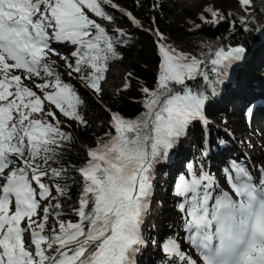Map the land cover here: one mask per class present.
Listing matches in <instances>:
<instances>
[{"label":"snow or ice","instance_id":"6c2138e0","mask_svg":"<svg viewBox=\"0 0 264 264\" xmlns=\"http://www.w3.org/2000/svg\"><path fill=\"white\" fill-rule=\"evenodd\" d=\"M239 3L250 15L252 0ZM112 10L143 27L115 0H0V264H139L158 166L246 58L243 46L198 58L150 30L160 62L155 86L141 89L143 111L132 119L106 109V138L82 166L67 164L71 124L61 117L88 125L80 88L100 98L130 39ZM206 11L211 23L224 19ZM201 149L175 182L184 235L159 245L166 264H264V165L233 159L218 178L205 164L210 147Z\"/></svg>","mask_w":264,"mask_h":264},{"label":"trees","instance_id":"16d2710c","mask_svg":"<svg viewBox=\"0 0 264 264\" xmlns=\"http://www.w3.org/2000/svg\"><path fill=\"white\" fill-rule=\"evenodd\" d=\"M165 1L169 0L121 1L122 8L131 11L142 24V28L135 27L120 12L112 10L117 19L114 27H120L128 32L130 39L127 45H122L119 48L122 59L114 60L110 65L116 63L123 66L126 71L125 81L130 84V87L121 93L119 97L113 99L104 97L102 103L105 109L95 99L91 98L88 90L80 88L81 93L86 99L84 114L87 112L94 114L101 113V116L110 118V114L106 112V109H111L112 112H120L126 118L134 119L143 111L142 104L145 96L141 89L143 87L153 88L155 86L160 62L156 43L157 38L154 32L150 30L158 28L167 38L166 42L168 44H171L178 50L196 55L198 58L204 57L219 47H235L237 45L243 46L247 50L248 56H250L260 40V32L264 31V0H252V7L247 9V13L250 15H246L239 0H201L195 7L196 11L190 9L182 10L177 19L170 24L162 21V17L169 12L164 5ZM170 5H173V1L170 2ZM207 9L217 11L224 19H220L217 23H211L214 18L209 11H206ZM201 17H204V20ZM153 21L155 22L153 23ZM243 21H247V23H243ZM59 70L65 73V79H69L65 68L59 67ZM248 72H251L255 76L264 74L263 69L254 68L251 64H248ZM128 73L132 75L129 77ZM238 78V74L230 71L229 81H237ZM72 82L77 84L79 88L77 81L73 80ZM220 89L222 93L219 92ZM220 89L206 107L208 116L215 122H221L225 117L229 116V114H223L219 109V104L224 101V97L231 91L232 84L228 83L227 87ZM61 119H64L65 124H71V127L65 129L72 135V140L66 146L65 162L75 166H82L87 159V154H82L77 148V144L96 147L97 142L101 138H106L105 133L110 131V126L106 125L102 129L103 133L100 134L93 133L91 125L85 127L75 122L67 121L65 118L61 117ZM207 135H209V142ZM222 137L225 138L224 135L222 136V132L217 131L212 126H208L205 132L199 124H194L189 129L187 136V141H189L191 148L190 155L181 157L180 163L182 167L184 168L187 162L200 157L202 151L201 144L205 146L206 142H208L213 152L218 148V144H220L219 138ZM182 147L183 142H180L166 163L169 162L173 165V160L176 159L177 154L182 153ZM211 158H207L205 164L207 170L215 174L216 168L212 166ZM184 171L185 168L183 169ZM220 174L221 172L217 171V175ZM159 177L164 182L162 198L159 199L162 205L160 238L165 240L168 236L176 234L183 236V232L180 229L181 213L177 209L179 201L173 194L174 186L169 171L163 170L160 172L157 170L155 181L159 180ZM77 191L78 189L73 187V196H75ZM160 256V258L153 259L152 264L166 262L162 252Z\"/></svg>","mask_w":264,"mask_h":264},{"label":"rangeland","instance_id":"374dc122","mask_svg":"<svg viewBox=\"0 0 264 264\" xmlns=\"http://www.w3.org/2000/svg\"><path fill=\"white\" fill-rule=\"evenodd\" d=\"M121 1L122 0H115V2L118 5H120V7H123ZM171 1H173V5H170ZM200 1L201 0H195V1L187 3V4H181L180 0L165 1L164 5L169 10V12L162 17V21L166 24H170V23H173V21L177 19V17L179 16V14L181 13L182 10L190 9V10L196 11L195 7L198 3H200ZM198 15H199V13H198ZM61 46H63V45H55V47H57V49L59 51L67 54L68 49L65 47L61 48ZM51 59L57 61V64L60 67H63V61H61L58 56H52ZM252 61H253V67L254 68H260V69L264 70V40L261 42L259 41L257 43L256 47L253 49ZM117 65L126 74V71L123 68V66H121L120 64H117ZM263 80H264V77H262L260 75H258V76L252 75L251 72H248V67H245L241 72V75H240L238 82L232 86L231 91L226 95V97H224V101H222L219 104L220 110L223 112V114H229V116L225 117L224 120L221 121V123L219 124L220 126H217V130L222 132V133L226 134L225 127L228 126L231 129L230 130L231 132H232V129L235 130V135H237L239 137V139L241 137H245L247 139V143H246L247 149L249 147L254 148L253 152L255 153V157L258 160H261L259 163L260 165L261 164L264 165V140H261V136H260L261 134L259 133V130L257 128V124H252L251 128L255 131L258 139L261 140V143L259 144L258 148L256 147V145H254V143L252 141V135L251 134L242 133V129L244 127L249 128V126H247L244 122H242L241 116L246 112L245 111L246 105L248 106L247 103L253 101L255 99V96H258V93L255 94V92L251 91V89H246V87L248 88L249 84L253 83L252 88L254 89L256 86L257 87L260 86L262 84ZM123 81H124V83H123ZM123 81H120L122 84L121 88L119 86H116V83H115V85L112 86L111 89H103V94L100 98H97L92 93H90V96H91V98L95 99L96 102L100 106L103 107V109H105L104 108L105 106H103V103H102V99L104 97H107L108 99H113V98L119 97L121 95V93H123L125 91V89H124V86L126 84L125 76H124ZM219 92L222 93V90L220 89ZM235 92L239 94L238 96H240V94H242V93L247 94L248 95L246 97L247 99H245V101H238V98L236 99V98L232 97V95ZM235 95H237V94H235ZM260 96H261V100L263 101L264 100V94H261ZM106 112L108 114H110L109 111H106ZM84 115L88 121L87 126L91 125V128H92L91 131L93 133H100L101 134V133H103L102 129H104V127L106 125H109L110 118H105L104 116H101V113L94 114V113H88L87 112ZM222 138H223V140H225L224 137H222ZM77 148L81 151L82 154L85 155V154H87L88 148L93 149L94 147H91L89 145L77 144ZM182 148H183L182 153L177 154V157L175 160V165L169 170L170 178H171V181H172L174 187H175V182L177 181V179L180 175L179 173L182 174L183 169H184L180 163L181 157L186 156V155L187 156L190 155V151H191V148L189 147V144L187 141L186 142L184 141V145ZM220 151H221V149L216 150L215 152H212L211 155H209L210 157L212 156L213 162L222 157L221 155H219ZM228 162H226V164ZM165 166H166L165 164L159 165L158 170L160 172H162L163 170L166 169ZM213 166H214V163H213ZM220 177H222V176H220ZM155 186H156V191H155L156 195H153L152 202H151V205H153V207H151V208L153 210H151V213L149 214L150 218H151V216H152V218H151V220H150V218L147 220L146 226L147 225L152 226V230L154 232L155 238L157 239V242H159L158 239L160 238L159 233L161 232V221H160V218L158 216L159 207H157V205L155 206V200H156V198L157 199L162 198L161 195L163 194V190L159 191L158 188H160V186L164 187L163 180L160 178L157 181ZM146 232H147V230H146ZM147 241H149V240H147ZM148 245H149V243H148ZM160 252H161V250H160V247L158 245H155L152 248H148V246H147L141 252V258L139 259V264H152L153 259L161 257ZM162 264H166V263L162 262Z\"/></svg>","mask_w":264,"mask_h":264},{"label":"bare ground","instance_id":"6f19581e","mask_svg":"<svg viewBox=\"0 0 264 264\" xmlns=\"http://www.w3.org/2000/svg\"><path fill=\"white\" fill-rule=\"evenodd\" d=\"M195 0H180V3L181 4H187V3H190V2H193ZM64 46H61V48H63ZM107 76V79L106 81L103 83V89H111L112 86L115 85L116 83V86H119L120 88L122 87V84L120 81H123L124 80V76H125V72L122 71L118 65L116 63H114L113 65H111L109 67V71L108 73L106 74ZM121 79V80H120ZM264 82V80H263ZM262 82V84L260 86H256L253 90V92L255 93H258L259 95L261 94H264V83ZM124 83V81H123ZM251 84V83H250ZM249 84V85H250ZM249 88V87H248ZM110 91V90H109ZM112 91V90H111ZM113 92V91H112ZM237 94V95H235ZM239 94L238 93H234L232 95V97L234 98H238V101H245V99H247L246 97L248 96L247 94H240V96H238ZM231 102V101H230ZM263 106V107H262ZM242 108V107H241ZM264 109V100L262 101H259V102H255V107H254V113H257L259 110H263ZM254 117H257V115H254ZM218 131V130H217ZM233 133L230 132V134L234 137L235 136V130L232 129ZM227 134V133H226ZM225 133H222V136L223 135H226ZM234 138H237V137H234ZM219 145V144H218ZM254 148L253 147H249L248 148V151H249V154L254 158L255 161H257V163L259 164L261 160H258L256 157H255V153L253 152ZM222 157L221 159L224 160V162H228V165L230 164V162L233 160V159H239L241 162L243 163H246L251 170H256L257 169V166H256V162L254 160H248L246 157H245V154L240 150V148L238 146H236L235 144V140H231L230 142H224L221 146V151H220V154ZM248 157L252 158L251 156L247 155ZM252 158V159H253ZM260 165V164H259Z\"/></svg>","mask_w":264,"mask_h":264}]
</instances>
